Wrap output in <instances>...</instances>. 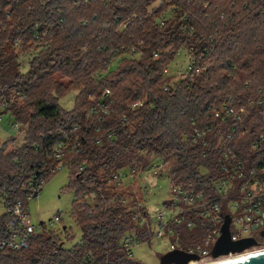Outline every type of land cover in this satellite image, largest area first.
Segmentation results:
<instances>
[{
    "label": "trees",
    "instance_id": "trees-1",
    "mask_svg": "<svg viewBox=\"0 0 264 264\" xmlns=\"http://www.w3.org/2000/svg\"><path fill=\"white\" fill-rule=\"evenodd\" d=\"M155 1L0 0V97L10 102V122L27 125L19 147L9 150L15 140L0 139V204L29 205L32 176L59 162L48 157L55 144L75 137L82 142L66 157L80 241L66 247L67 228L37 231L28 249L1 250L0 264H85L89 256L101 264L107 255L111 264H143L128 257L122 239L135 233L144 241L148 233L132 219L126 195L112 191L108 180L134 161L145 169L147 152L172 160L171 181L214 195L222 149L213 109L226 102L238 111L254 101L241 150L260 151L250 142L264 134V0H162L151 10ZM18 41L22 56H29L26 71ZM181 49L199 68L174 87L164 73ZM107 72L121 79L111 81ZM71 89L78 94L66 110L59 99ZM106 90L114 104L101 123L93 106ZM215 91L220 95L209 97ZM131 102L142 104L133 109ZM195 128L205 135L197 139ZM9 220L1 209L0 240Z\"/></svg>",
    "mask_w": 264,
    "mask_h": 264
},
{
    "label": "built area",
    "instance_id": "built-area-1",
    "mask_svg": "<svg viewBox=\"0 0 264 264\" xmlns=\"http://www.w3.org/2000/svg\"><path fill=\"white\" fill-rule=\"evenodd\" d=\"M19 44L20 42L18 41L17 47H19ZM196 66L199 68L196 61L192 59L190 71ZM262 99L259 100L260 103H262ZM253 103L254 101L250 100L247 104L242 105L238 111L228 102L224 103L221 109H213L214 115L218 119V136L222 149L220 157L221 174L213 181L214 195L207 196L203 191L189 189L183 183L172 181L173 186L170 182V196L165 200L167 204L163 202L162 207L156 213L152 214L146 208V203L138 199L137 202L130 206L132 219L141 230H145L148 233V237L144 242L165 239L166 236L175 232L174 226L197 228V221L203 224L207 223L206 221L212 222L215 226L205 238V246L208 248L201 245H197L195 248H178L199 255L197 260H193L188 264L192 262L203 264L207 260L242 253H230L216 258L212 255L213 247L222 234L221 226L226 215L231 217L230 230L233 240L254 237L251 234L252 231L264 230V134L250 142L252 150H260L257 154L244 155L241 150L245 142H247V135H249L250 131L249 126L246 124L249 115L248 106ZM113 104L112 93L110 90H106L103 100L93 106V113L98 116L99 122H104L106 117L110 115ZM141 104L142 102L133 103L132 108L135 109ZM9 105L10 102L6 98L0 97V122L4 119V116H10ZM12 124H14L16 129H25L24 124L14 122ZM204 135L205 131L195 128V137L197 139L202 138ZM81 143V140L75 137L63 139L55 144L48 153V157L55 158L59 162L48 169L46 173L41 175L35 173L32 176L31 191L27 197L28 202L40 194L50 174L57 173L63 168H68L69 162L63 160V158L66 153L69 154L78 150ZM241 144L243 145L240 146ZM156 166V164L153 165V169ZM138 171L139 164L136 161L128 167L119 170L113 177V187L127 182L128 174L131 176L137 175ZM169 173L167 174L169 175ZM94 194L92 192L90 197ZM28 206L22 200L13 202L3 199L0 204V210L2 209L8 213L10 220L6 232L0 240V251L4 249L21 251L29 248L30 241L33 235L37 233L38 228L31 220ZM234 214H236V217ZM61 221L62 218L57 216L50 221V224L53 226ZM233 224L234 228H232ZM122 240V247L128 257L131 258L134 246L142 241L135 233H128ZM250 251L247 249L243 252L248 253ZM85 264L97 263L93 256H89L85 259ZM101 264H111L108 255L101 261Z\"/></svg>",
    "mask_w": 264,
    "mask_h": 264
},
{
    "label": "rangeland",
    "instance_id": "rangeland-1",
    "mask_svg": "<svg viewBox=\"0 0 264 264\" xmlns=\"http://www.w3.org/2000/svg\"><path fill=\"white\" fill-rule=\"evenodd\" d=\"M161 2L162 0L153 2L152 6L150 7L151 10L155 7H158ZM92 8L98 10V6H92ZM77 16L81 17L82 14H78ZM135 16L136 15L133 14L131 17L122 22V24L119 26V30L125 29L126 25L131 22ZM172 47L173 45L166 47L164 50H162L163 53H168ZM17 53L20 55L23 70L26 71L29 67V56H22V50L20 46L17 47ZM133 53H135V51ZM156 56H158V54H156ZM191 64L192 59L189 50L181 49L178 52L176 58L167 67L163 80H170L169 83L176 87V85L182 82L181 80L186 79V77L190 75L189 73ZM208 65L209 63L205 62V65L201 71L206 70ZM100 74L101 73H96L95 77H101ZM110 74L111 72H107L105 75H107L111 81L114 80V82H117L121 79L119 76ZM77 94L78 91L76 89H71V91H69L67 94L60 97L59 105L66 110H72L75 106ZM218 95H220V91H215L209 97H217ZM91 99H95V96H91ZM132 104L133 102H131L129 105L132 107ZM10 120H12L11 116L6 115L0 122V139L5 141L8 138H13L15 140L14 143L11 144V148L9 150L17 148L23 143L27 130V125H24V130L16 129L14 124H12L13 121L10 122ZM69 154L66 153L63 160L68 161L66 157ZM145 157L149 162V165L145 169H140L137 175L131 176L128 174L127 182L117 184L115 187H113V180H108V187L114 192L124 193L126 195L125 202L127 203L129 210L130 206L137 202L138 199L146 203V208L149 209L153 214L162 207L163 202L170 196V187L171 184L173 186V183L167 173L170 172L169 167L172 163V160L168 159L169 161L165 162L163 158L155 157L154 154H149L147 152L145 153ZM155 164L157 166L155 169H153L152 166ZM75 198V191L70 188V171L66 167L58 171L47 180L40 194L37 197L31 199L28 206L31 220L38 228V231H44L45 229H55L60 232L67 228L70 234L67 237H64V240L65 246L68 248L79 242L82 237L81 228L79 225H77L74 217L72 216V205ZM86 199L91 201L92 197H90L89 193H87ZM57 216H60L62 221L52 226L50 221ZM234 216L236 217V214H234ZM206 222L207 223L203 224L202 222L197 221V228L174 226L175 232L166 236L165 239H156L152 242H139L134 246L131 258L135 261H140L143 264H160L161 255L174 248H195L197 245L206 247L205 238L211 233L212 228L215 226V224L212 222ZM232 228H234V224L232 225ZM260 231L261 229L254 230L251 232V234L260 242H262L261 245L259 244L258 246L250 248L249 250L257 251L264 249V237L260 235ZM62 233L64 235L66 234V232Z\"/></svg>",
    "mask_w": 264,
    "mask_h": 264
},
{
    "label": "water",
    "instance_id": "water-1",
    "mask_svg": "<svg viewBox=\"0 0 264 264\" xmlns=\"http://www.w3.org/2000/svg\"><path fill=\"white\" fill-rule=\"evenodd\" d=\"M230 224L231 217L230 215H226L221 226L222 234L212 250V255L215 258L222 255H228L230 253L243 252L259 244L257 239L254 237L233 240L231 237ZM260 235L264 237V230L261 231ZM198 258L199 255L195 253H189L185 250L175 248L161 255L160 264H188ZM212 264H264V250L258 253Z\"/></svg>",
    "mask_w": 264,
    "mask_h": 264
},
{
    "label": "bare ground",
    "instance_id": "bare-ground-1",
    "mask_svg": "<svg viewBox=\"0 0 264 264\" xmlns=\"http://www.w3.org/2000/svg\"><path fill=\"white\" fill-rule=\"evenodd\" d=\"M263 250L264 249H260V250H257V251L254 250V251H250L248 253L242 252V253H238V254H232V255L221 257V258H218V259L207 260L203 264H212V263H216V262H220V261L235 259V258H239V257L246 256V255H249V254L258 253V252L263 251ZM191 264H197V263L196 262H192Z\"/></svg>",
    "mask_w": 264,
    "mask_h": 264
},
{
    "label": "flooded vegetation",
    "instance_id": "flooded-vegetation-1",
    "mask_svg": "<svg viewBox=\"0 0 264 264\" xmlns=\"http://www.w3.org/2000/svg\"><path fill=\"white\" fill-rule=\"evenodd\" d=\"M258 243H260V241L257 239Z\"/></svg>",
    "mask_w": 264,
    "mask_h": 264
}]
</instances>
